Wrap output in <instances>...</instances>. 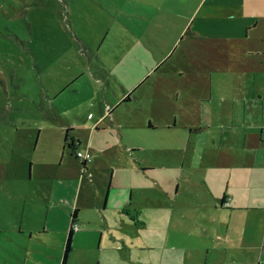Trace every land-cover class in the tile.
I'll list each match as a JSON object with an SVG mask.
<instances>
[{"label":"crops","instance_id":"crops-1","mask_svg":"<svg viewBox=\"0 0 264 264\" xmlns=\"http://www.w3.org/2000/svg\"><path fill=\"white\" fill-rule=\"evenodd\" d=\"M82 3L74 28L106 93L97 116L67 128L92 156L86 171L116 168L107 192L74 204L73 241L92 206L108 229L151 238L139 247L148 255L123 238L97 261L74 246L67 264H264V0ZM63 221L42 258L17 264H62L72 228ZM18 229L9 241L27 252L35 230Z\"/></svg>","mask_w":264,"mask_h":264},{"label":"rangeland","instance_id":"rangeland-1","mask_svg":"<svg viewBox=\"0 0 264 264\" xmlns=\"http://www.w3.org/2000/svg\"><path fill=\"white\" fill-rule=\"evenodd\" d=\"M86 8L82 0H0V264H17L27 254L42 258L45 246L60 239L58 226L65 218L69 223L74 204L107 192L116 168L101 162L85 171L76 157L85 145L73 150L64 140L66 128L97 116L105 99L101 72L89 65L74 28ZM123 110L136 111L134 104ZM81 134L86 144L84 127ZM133 139L126 134L124 144ZM82 219L86 227L74 236L75 257L97 261L109 242L123 238L136 244V255H148L139 249L151 238L147 231L127 232L120 224L108 229L93 206ZM19 225L35 230L27 252L9 241Z\"/></svg>","mask_w":264,"mask_h":264},{"label":"trees","instance_id":"trees-1","mask_svg":"<svg viewBox=\"0 0 264 264\" xmlns=\"http://www.w3.org/2000/svg\"><path fill=\"white\" fill-rule=\"evenodd\" d=\"M129 99V97L125 100V102H127ZM71 132L72 129L71 128H67L65 131V143L67 146H69L71 149L75 150L76 148V144L74 139L71 136ZM69 141H71L70 143H68ZM82 167H84V165H82ZM76 222V211L73 213L72 217H71V225L75 224ZM73 235H74V231L72 228H70V232L67 238V242H66V246H65V250H64V256H63V261L62 264H67L68 263V258L73 250V246H72V241H73Z\"/></svg>","mask_w":264,"mask_h":264},{"label":"built area","instance_id":"built-area-1","mask_svg":"<svg viewBox=\"0 0 264 264\" xmlns=\"http://www.w3.org/2000/svg\"><path fill=\"white\" fill-rule=\"evenodd\" d=\"M92 117H93V115L91 114V115H89L88 118L92 119ZM263 138H264V136H263ZM76 157L81 161L82 165H84L83 169L86 171L87 165L90 164L91 161H92L91 154L88 151H86L85 153L78 152L76 154ZM72 229H73L74 232L78 231V225L77 224H73L72 225Z\"/></svg>","mask_w":264,"mask_h":264}]
</instances>
